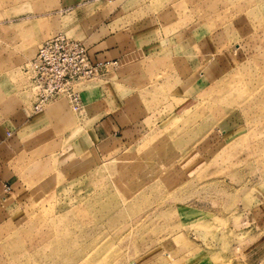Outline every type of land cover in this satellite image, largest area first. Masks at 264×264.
<instances>
[{"label":"rangeland","instance_id":"obj_1","mask_svg":"<svg viewBox=\"0 0 264 264\" xmlns=\"http://www.w3.org/2000/svg\"><path fill=\"white\" fill-rule=\"evenodd\" d=\"M121 5L150 18L153 44L114 84L136 132L97 146L80 92L114 66L76 83L77 103L35 112L31 61ZM13 129L0 264H264V0H0V132Z\"/></svg>","mask_w":264,"mask_h":264},{"label":"crops","instance_id":"obj_2","mask_svg":"<svg viewBox=\"0 0 264 264\" xmlns=\"http://www.w3.org/2000/svg\"><path fill=\"white\" fill-rule=\"evenodd\" d=\"M136 10H139L137 6L108 7L93 17L86 33L72 31L70 34L85 45L93 63L114 66L102 71L99 78L89 81L80 92L90 140L97 146L108 147L118 139L134 134L138 127L130 118L129 107L115 99L114 91V84L133 72L135 63L143 57V48L153 44V40L142 32L149 28L150 18L133 21L130 16ZM45 119L36 117L27 123L34 126ZM19 132L18 129L0 132V225L18 207V177L11 162L24 150Z\"/></svg>","mask_w":264,"mask_h":264},{"label":"built area","instance_id":"obj_3","mask_svg":"<svg viewBox=\"0 0 264 264\" xmlns=\"http://www.w3.org/2000/svg\"><path fill=\"white\" fill-rule=\"evenodd\" d=\"M31 68L33 110L40 112L49 103L64 96L77 103L79 95L74 85L96 77L100 65L91 61L88 50L80 41L58 34L37 49Z\"/></svg>","mask_w":264,"mask_h":264}]
</instances>
